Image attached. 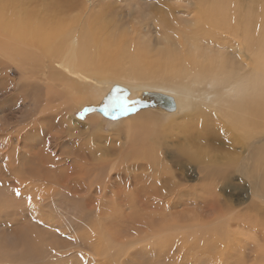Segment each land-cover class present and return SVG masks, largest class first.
I'll return each instance as SVG.
<instances>
[{
  "label": "bare ground",
  "instance_id": "bare-ground-1",
  "mask_svg": "<svg viewBox=\"0 0 264 264\" xmlns=\"http://www.w3.org/2000/svg\"><path fill=\"white\" fill-rule=\"evenodd\" d=\"M66 1V7L55 3L51 10L47 5L36 9L29 0H0V52L16 58L24 74L42 72L50 85L46 105L64 95L82 107L132 101V114L121 125L125 141L114 149L120 166L127 160L147 163L126 169L115 163L112 168L150 171L146 176L157 187H151L154 199L146 201L156 205L160 219L175 213L182 204L179 194L188 192L181 190L184 175L176 170L208 182L197 187L199 199L190 190L197 204L207 205L211 218L199 225L193 223L198 219L162 221L163 231L192 228L211 234L233 232L236 224L251 231L264 226V216L250 221L248 214H236L215 193L226 186L245 191L253 197L246 209L257 216V201L264 203V0H193L195 12L180 20L171 7L162 13L139 9L136 17L148 18L140 24H118L106 13L88 14L93 0ZM76 7L81 14L71 15ZM165 13L171 15L170 22ZM168 147L175 158L163 149ZM166 155L173 164L165 162ZM234 179L238 183H232ZM205 241L207 245L208 238Z\"/></svg>",
  "mask_w": 264,
  "mask_h": 264
},
{
  "label": "rangeland",
  "instance_id": "rangeland-1",
  "mask_svg": "<svg viewBox=\"0 0 264 264\" xmlns=\"http://www.w3.org/2000/svg\"><path fill=\"white\" fill-rule=\"evenodd\" d=\"M76 2L80 4L81 0ZM193 2L93 0L88 14L93 16L95 13L99 16L106 13L118 24H140L148 18H137L139 9L145 12L149 9L159 10L162 13L171 7L174 16L180 20L190 18L195 12ZM55 3H60L62 9L68 1L33 0L32 4V0H29L28 4L36 9L47 5L53 10L49 6H54ZM76 8L69 13L74 16L81 14L78 10L80 7ZM129 12L132 15L127 16ZM170 17L169 13H165V19L169 22ZM1 36L3 35L0 33V40ZM14 39L18 42V39ZM2 52L0 200H6L4 203L7 204H0V264H262L264 226L259 225L256 231H251L248 227L243 228L236 224L232 228L239 231H211L212 235L207 231H192V228L187 231H163L162 221L193 222L198 219V222L193 223L200 224L205 218H211L212 213L207 205L202 206L196 202L199 199L198 188L207 186L208 182L194 173H184L174 167L173 170L184 175L183 183L179 181L181 190L184 188L188 192L182 193L184 197L179 194L182 204L176 208L175 213L160 219L156 205L146 201L154 199L151 187H157L146 176L150 171L146 170L145 173L144 170L139 171L141 169L137 171L129 168V172H120L112 168L115 163L119 165L121 162L118 159V149L114 148L120 146L122 140L125 141L126 134L121 125L132 112L117 110L119 105L112 103L82 107L66 95L46 105L47 100L44 97L49 82L41 75L42 72L31 74L27 70L24 74L18 60L11 59L6 52ZM30 69L33 70V67ZM62 88L59 91L66 90ZM131 103L128 104L129 108ZM106 105L110 109L107 113ZM163 149L168 151V156L175 158L169 147ZM168 156L165 162L173 164L174 159ZM129 162L123 161L119 168H125L126 165L128 168L135 163ZM143 162L140 160L133 166L142 167ZM232 183H238V179H234ZM145 185L150 187L146 189ZM227 187L215 190L223 200L222 203L227 205L228 201V205L234 207L233 212L236 210V214L241 216L248 214L250 221L262 220L264 203L261 200L256 199L260 204L257 216L246 209L253 200L252 196L245 194V191H234ZM189 191L192 192L190 198ZM142 192L149 194L145 196ZM176 195L175 193L174 196ZM192 195L196 199H192ZM152 222L155 223L154 226ZM147 227L150 231L146 230ZM204 234L211 235L212 238L218 237L217 242L215 238L212 241L211 237ZM199 236H202L201 239ZM253 237L259 240L256 242ZM255 252L260 255L259 258L254 257Z\"/></svg>",
  "mask_w": 264,
  "mask_h": 264
},
{
  "label": "snow or ice",
  "instance_id": "snow-or-ice-1",
  "mask_svg": "<svg viewBox=\"0 0 264 264\" xmlns=\"http://www.w3.org/2000/svg\"><path fill=\"white\" fill-rule=\"evenodd\" d=\"M131 103L130 101L124 100L122 104H120L117 108V110H120L122 112H128L131 111V108L128 107V104ZM109 107L106 105L105 106V112L107 113L109 111ZM19 190H17V195H19Z\"/></svg>",
  "mask_w": 264,
  "mask_h": 264
}]
</instances>
